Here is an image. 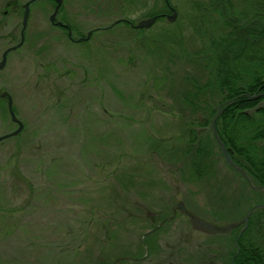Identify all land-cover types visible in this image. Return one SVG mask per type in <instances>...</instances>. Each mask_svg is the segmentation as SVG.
Instances as JSON below:
<instances>
[{
	"label": "rangeland",
	"instance_id": "obj_1",
	"mask_svg": "<svg viewBox=\"0 0 264 264\" xmlns=\"http://www.w3.org/2000/svg\"><path fill=\"white\" fill-rule=\"evenodd\" d=\"M27 1L0 0V59L21 39ZM171 2L175 22L163 17L141 32L99 30L81 42L52 24L51 0L29 5L25 43L0 70V88L24 123L0 142V264H111L145 255L123 264H231L238 228L210 234L182 213L170 220L183 200L219 224L241 220L260 200L221 156L209 180L181 177L179 137L188 132L169 93L195 67L153 52V43L182 37L194 52L201 37L218 38L224 29L216 20L200 22L191 0ZM123 5L137 21L164 7L162 0H63L60 15L77 39L110 26ZM17 126L2 98L0 136ZM255 228L249 237L264 247V229Z\"/></svg>",
	"mask_w": 264,
	"mask_h": 264
},
{
	"label": "trees",
	"instance_id": "obj_2",
	"mask_svg": "<svg viewBox=\"0 0 264 264\" xmlns=\"http://www.w3.org/2000/svg\"><path fill=\"white\" fill-rule=\"evenodd\" d=\"M51 1L56 4V1ZM162 1L163 8L153 9L146 16H156V22L163 18L172 2ZM191 1L200 13L196 17L200 22L216 20V23L221 22L224 30L218 38L201 37V45L194 52L186 51L181 45L182 37H158L153 43V52L164 50V53L184 58V62L188 61L195 67L194 72L183 76V86L175 93H169L176 98L184 132H188L186 136L182 134L179 137L183 153L176 161L183 168L180 166L178 169L182 171L183 179L188 172L199 180H209L214 176V161L219 159L217 156L224 155L212 134L211 122L218 106L223 101L234 99L223 106L216 122L218 133L234 161L245 166L257 180V173H264V167L258 160L263 148L258 139L264 137V96L251 99L247 94L264 92V0ZM121 9L124 15L107 29L124 27L130 31H144L133 26L137 20L128 15L131 11L128 7L123 5ZM193 22L195 24V20ZM70 26L75 34V26L71 23ZM160 145L166 144L160 142ZM260 213L264 214V209H258L252 215L254 223L240 236L237 232L233 237L232 264H264V247L249 237L256 230L254 227Z\"/></svg>",
	"mask_w": 264,
	"mask_h": 264
},
{
	"label": "water",
	"instance_id": "obj_3",
	"mask_svg": "<svg viewBox=\"0 0 264 264\" xmlns=\"http://www.w3.org/2000/svg\"><path fill=\"white\" fill-rule=\"evenodd\" d=\"M36 0H29L25 3L24 5V15L22 16L23 17V20H22V29H21V39L20 41L15 44V45H12V46H9L8 49H6L3 54H2V59H0V69H3L5 68L6 64H7V60H8V55L9 53L12 51V50H16L20 47H22L25 43V37H26V29L28 27V23H29V19H30V6L32 2H34ZM56 1V9L55 11L49 15L50 16V21L53 22V23H56L58 25H62L63 22L62 21H57L55 22V18L57 16V12L58 10L60 9L61 5L63 4V0H54ZM178 17V11L177 9L174 8L173 12L171 14L168 15V20L171 21V22H174L175 19H177ZM156 16H150V17H147V18H143L141 19L140 21H138V24L136 25L137 28L139 29H148V28H151L155 23H156ZM92 34V31H89L85 36V37H80L78 38V41H85V40H88L90 38ZM260 96H264V92H261L259 94H254V95H250V94H247V97L248 98H251V99H256V98H259ZM2 97H8V109H9V112H10V115H11V119L18 123V127L11 132L9 133H6L4 135H1L0 136V142H2V140L6 139V138H9V137H12V136H16L18 134L21 133V131L24 129V123L21 121V119L16 115V112H14V108H13V97L11 95V93L8 91V90H5L3 91L2 89H0V98ZM232 100L234 99H230V100H227V101H223L219 106H218V110H217V114L216 116L213 118L212 120V131L217 140V144H219L220 146V149H221V152L223 153L224 155V158L226 160V162L232 166H235V168L238 170V171H241L243 173L244 176L248 177L247 174H245V172L243 171L242 167L239 165V164H236L234 162V159L232 158V154H231V151H229L228 147L226 146V144H224V141H222L219 133H218V129H217V119L221 116V113L223 111V106H226L228 104H230L231 102H233ZM252 186L255 188V189H263L264 190V187H258L257 185L254 186L252 184ZM258 208H264V204H257L255 205L254 207H252L247 213L246 215L244 216V218H242L241 220L239 221H233V222H228V223H225V224H219V223H216L214 221H211V220H208L206 218H203L201 217L200 215H198L197 213H195L194 211L188 209V207L186 206L184 200L183 201H179L176 205V208H173L175 210L179 209V211L183 214H185L187 217H189L188 219H190V222L191 224L193 225V227L197 230H201V231H204L206 233H210V234H216V233H230L232 232V230L234 228H237V226H240L242 224H244L240 234L248 227V222H249V218H250V215L253 214V212L258 209ZM162 224V223H161ZM160 224V225H161ZM159 225V226H160ZM158 226V227H159ZM158 227H155L149 231H146V233H144L142 235V238L150 235L154 230H156ZM236 243H238V240H236ZM122 259H127V260H140V258H133V257H122L121 259L119 260H122Z\"/></svg>",
	"mask_w": 264,
	"mask_h": 264
},
{
	"label": "flooded vegetation",
	"instance_id": "obj_4",
	"mask_svg": "<svg viewBox=\"0 0 264 264\" xmlns=\"http://www.w3.org/2000/svg\"><path fill=\"white\" fill-rule=\"evenodd\" d=\"M55 5V8H54V11H55V9H56V4H54ZM62 7H63V4L61 5V7H60V9L58 10V12H57V16H56V18H55V22H57V21H62L63 22V24L62 25H58V24H56V23H53L52 22V24L54 25V26H58V27H60L63 31H65L66 32V35H64L63 37H69V39H70V41L71 42H80V41H78V38L76 39L75 38V34H73V30H72V28H71V26H70V24H69V20L67 19V17H66V15H64V16H62L63 15V12H62ZM174 6H172V5H170V4H168V9H167V11H165V13H164V18H166V20H168V15L169 14H171L172 12H173V10H174ZM53 11V12H54ZM52 12V13H53ZM62 13V15H60ZM143 19V18H142ZM141 20V19H140ZM139 20V21H140ZM138 24V21H137V23L136 24H133V26H136ZM108 28V26L107 27H97V28H95V29H93V30H90V31H92V34H91V36L93 35V33H95L96 31H99V30H104V29H107ZM90 36V37H91ZM80 37H85V36H80ZM79 37V38H80ZM2 59V58H1ZM6 67V66H5ZM1 70V69H0ZM0 89H2L3 91H5L3 88H0ZM2 98H4V99H8V97H2ZM2 98H0V100L2 99ZM18 124V123H17ZM18 127V126H17ZM259 140V142L263 145V148L260 150V154H259V158H258V160H259V162L261 163V165H262V167H264V137L263 138H261V139H258ZM235 162V161H234ZM236 163V162H235ZM237 164V163H236ZM245 164V163H244ZM230 168H231V170L235 173V172H239L240 174L239 175H241L242 176V179H243V183L245 184V187H247L248 189H250V190H252V191H255L256 193H257V195H258V197L260 198V200H258L256 203H254V205L252 204V205H250L251 207L250 208H248V210L246 211V213L252 208V207H254L255 205H257V204H264V190L263 189H255L253 186H252V184L254 185V186H258V187H264V173L263 172H259V173H257V176H256V178H257V180L254 178V175L253 174H249V172H248V169L245 167V166H241L242 167V169H243V171L245 172V174H247L248 175V177H246V176H244L243 175V173L241 172V171H238L236 168H235V166H232V165H230V164H227ZM263 198V199H261V197ZM173 208H176V205L173 207ZM172 208V216H170V220H174V217H176L177 215H178V213H181L180 211H179V209H177V210H175V209H173ZM258 209H264V208H258ZM258 209H256L254 212H253V214L256 212V211H258ZM245 213V214H246ZM252 214V215H253ZM252 215H250V218H249V222H248V226L253 222L252 221ZM258 224H257V226H259V228H260V230H262V229H264V214L263 213H260L259 215H258ZM163 223H164V220H163ZM243 226V224L242 225H240V226H237V228H238V230H239V234H240V232H241V230H242V227ZM237 228H234L233 229V231L234 230H236ZM232 231V232H233ZM137 258H140V260H142L143 258L142 257H137ZM119 259H121V257H117L115 260H113V262L111 263V264H123V262L125 261V260H127V259H122V260H119ZM140 260H138V261H136V262H139ZM131 261H133V260H131ZM98 264H110V263H108V261H101L100 263H98ZM231 264H232V261H231Z\"/></svg>",
	"mask_w": 264,
	"mask_h": 264
}]
</instances>
